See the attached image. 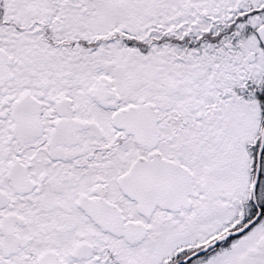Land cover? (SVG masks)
Returning a JSON list of instances; mask_svg holds the SVG:
<instances>
[{
	"label": "snow or ice",
	"instance_id": "obj_1",
	"mask_svg": "<svg viewBox=\"0 0 264 264\" xmlns=\"http://www.w3.org/2000/svg\"><path fill=\"white\" fill-rule=\"evenodd\" d=\"M0 264H264V0H0Z\"/></svg>",
	"mask_w": 264,
	"mask_h": 264
}]
</instances>
